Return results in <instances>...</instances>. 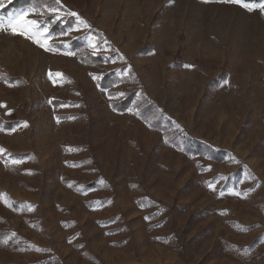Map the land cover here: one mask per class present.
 I'll list each match as a JSON object with an SVG mask.
<instances>
[{
	"label": "rangeland",
	"instance_id": "374dc122",
	"mask_svg": "<svg viewBox=\"0 0 264 264\" xmlns=\"http://www.w3.org/2000/svg\"><path fill=\"white\" fill-rule=\"evenodd\" d=\"M12 1L0 264H264V1Z\"/></svg>",
	"mask_w": 264,
	"mask_h": 264
},
{
	"label": "snow or ice",
	"instance_id": "6c2138e0",
	"mask_svg": "<svg viewBox=\"0 0 264 264\" xmlns=\"http://www.w3.org/2000/svg\"><path fill=\"white\" fill-rule=\"evenodd\" d=\"M233 2L240 3L241 0H233ZM260 7L262 10H264V4H261ZM21 16H25V14L21 13L18 17H14L8 21V26L11 28L13 34H19L22 36H26L29 39H33L34 43L47 50V48L50 46L45 43L46 36L44 39H41L40 31L38 29L33 31L37 24V21L28 19L20 20ZM3 27L4 24L2 21H0V28ZM43 33L46 34L47 29H44Z\"/></svg>",
	"mask_w": 264,
	"mask_h": 264
},
{
	"label": "trees",
	"instance_id": "16d2710c",
	"mask_svg": "<svg viewBox=\"0 0 264 264\" xmlns=\"http://www.w3.org/2000/svg\"><path fill=\"white\" fill-rule=\"evenodd\" d=\"M33 1H36L38 3L37 0H13L10 4H8L5 7V9H2V11H3V13H9V12L14 11V10L23 9V8L30 6ZM241 1L246 2V3H259V2H262L264 0H241ZM44 2L47 3V5L49 7H53L56 5L55 0H40V5H43ZM83 61L89 62L90 58H88L86 56L85 58H83ZM147 108H150V107H148V105L145 103V106L142 108V111L146 112Z\"/></svg>",
	"mask_w": 264,
	"mask_h": 264
}]
</instances>
